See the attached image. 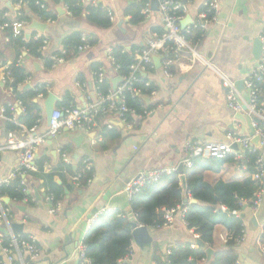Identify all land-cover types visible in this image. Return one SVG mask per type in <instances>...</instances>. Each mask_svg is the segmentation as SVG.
Masks as SVG:
<instances>
[{
    "label": "crops",
    "instance_id": "0c3cea01",
    "mask_svg": "<svg viewBox=\"0 0 264 264\" xmlns=\"http://www.w3.org/2000/svg\"><path fill=\"white\" fill-rule=\"evenodd\" d=\"M210 1L213 0L189 1L188 13L181 21L182 28L191 25V21H195L205 9V3ZM217 1L220 3V10L216 13L218 20L210 24L203 34V40L194 44L220 72L238 83L244 81L259 63L255 58V41L264 33V0ZM90 2L114 13L115 22H111L110 28L102 30L89 24L85 16H72L62 4L55 6L56 18L52 22L43 23L34 19L31 24L26 22L24 27V35L37 33L49 41L48 51L42 53V58L26 57L22 65L28 78L19 86L22 92L43 89L47 92L43 98L38 99L36 95L34 99L41 109L37 125L34 126L38 136H45L49 131L44 110V102L49 94L58 99L56 109L65 102H68L69 108L90 106L97 101V68L104 69L107 81L113 88L114 81L119 79L120 82L111 51L120 47L134 52L136 57L153 33L164 32L158 5L153 0L148 1L151 5L150 15L145 17L141 14L143 19L137 24H131L133 13L130 9L132 5L140 3L136 0H86L87 4ZM15 10L16 6L11 0H0V13L4 16L7 14L10 21H16ZM34 23L45 25V31L34 29ZM76 33L86 35L88 48L73 52L64 64L48 66L49 57L62 52L63 42ZM91 39L96 42L91 44ZM7 41L0 26L2 68L12 65L15 58V50ZM143 75L153 88L144 97L143 117H133L130 127L115 118L100 117L96 125L89 129H63L56 138L47 139L37 148L34 163L38 172L17 176L22 178L28 198L18 201L5 196L0 199V215H3L0 234L5 237H34L40 249V258L31 260L24 248L7 253L0 250V264L10 261L13 264H80L79 246L87 233L85 222L88 218L103 210L120 211L127 213L134 222L130 200L123 189L140 172L158 169L166 171L165 175L179 173V167L187 158L186 145L190 141L226 143L229 133H237L241 137L252 136L249 117L242 114L247 119L246 124L228 108L226 90L215 72L199 65L190 69L177 65L173 75L168 77L162 65L153 64ZM243 93L245 96V90ZM24 113L25 108L14 89L0 81V187L9 185L17 178H12V175L20 168V156L6 149L5 145L10 132L20 133L25 128L20 123ZM105 134L109 135L107 139ZM117 135L119 140L110 138ZM252 143L261 155L258 142L254 139ZM63 153L69 156V164L63 162ZM84 161L91 164L93 177L84 188H77L67 168L76 171ZM197 164L203 183L210 188L243 182L252 177L243 158L233 163L206 159ZM179 174L181 181L183 174ZM48 177H52L53 184L65 190L62 211L56 215L50 214L53 204L48 197ZM243 204L245 208L240 211V216L245 237L243 242H235L238 245V260L241 264H264V247L259 240L264 233V200L256 212L246 202ZM224 220L211 223L216 246L224 243L222 236L234 233ZM13 225H22L21 233L13 229ZM148 230L152 239L150 255L144 256L141 246L133 238V255L128 260L129 264H155V256L164 258L186 244L195 248L198 240L201 241L197 228L189 229L180 217H176L171 227Z\"/></svg>",
    "mask_w": 264,
    "mask_h": 264
},
{
    "label": "trees",
    "instance_id": "16d2710c",
    "mask_svg": "<svg viewBox=\"0 0 264 264\" xmlns=\"http://www.w3.org/2000/svg\"><path fill=\"white\" fill-rule=\"evenodd\" d=\"M20 1L23 5L19 12H15L16 21L32 23L34 19L41 22L53 21L56 18L55 6L62 4L66 7L67 11L74 17L85 16L89 24L106 30L112 26L106 10L98 4L92 2L86 3V0H11L13 6ZM149 0H140V3L131 6L133 13L131 24H137L142 21V9L146 6ZM87 4V5H86ZM3 13H0V26L4 24H12ZM7 38V44L15 50V58L12 65L9 66L8 71L3 72L0 65V78L2 75L9 73L7 86L14 89L18 98L21 100L25 108L24 115L20 118V123L26 129H32L37 125L41 109L38 104L34 102L36 95L39 92L47 93L43 90H28L19 91V86L28 78L23 65H18L20 57H30L32 59L42 58L40 47L42 42L36 40L37 33H32L30 36L14 35L12 26L4 30ZM203 32L196 31L188 36V40L192 43H198L203 40ZM82 35L80 33L73 34L63 42V50L68 59L70 55L78 51L82 44ZM96 41L91 39L90 43L94 44ZM61 53V52H60ZM59 53V54H60ZM26 54V56H24ZM115 67H118L117 74L119 77L128 76L130 73V66L134 63V52H128L120 47H115L112 52ZM47 65H51V61L47 60ZM98 71V68L97 70ZM141 83L137 86L142 89V97H135L130 93L126 94L127 105L131 110L137 114H143L145 108L144 97L151 93L153 87H145L148 81L143 73L138 74ZM12 79V81H11ZM122 82H119L121 85ZM113 89L109 81H105L100 86V93L106 95ZM68 102L62 103L58 106L59 109L69 108ZM10 113V112H8ZM128 121L133 122V117L128 115ZM17 128H14L16 130ZM110 135V133H109ZM105 134V138L108 136ZM111 139L119 140V135L110 136ZM260 156L258 151L246 153L243 155V161L248 165V172L250 176L256 172L255 162ZM233 163L234 158L228 156L225 160H217L221 163ZM196 160L192 169H185L183 176L187 182L188 192L186 196H190L192 200L198 201V204H189V210L185 214V222L188 224L189 229L197 228V232L201 233V241L203 246L196 245L191 248V244L180 246L178 249L173 250L169 255L164 258L155 256V264H206L207 249L213 250V255L208 264H236L239 259L237 252L238 245L235 241L229 240L227 243H220L221 246H216L213 239L212 224L221 219L227 221L231 230L234 231V237L242 234L244 226L241 218L230 216L228 212L237 210L243 211L245 205L253 194L257 191L258 185L249 177L243 182L221 184L219 187L210 188L203 183V176L200 174L198 162ZM66 167V166H65ZM68 172L72 175L73 183L77 188H84L89 181L92 180L93 170L87 171L85 165L82 163L76 171L73 168H67ZM38 172V168L37 171ZM33 174H36L33 172ZM79 177L75 181V177ZM48 184V197L52 200L53 206L61 204L65 196L63 187H57L53 184L52 177L46 179ZM25 186L22 185V178L17 177L9 185L0 187V199L7 196L12 200H24L28 196L25 193ZM185 203V196L181 187L180 174L164 175L161 180L156 184H151L143 188L136 196L130 200V210L133 212L138 224L143 227L153 228L161 224L163 221V211L165 209L176 208L183 206ZM221 207H225L228 212H222ZM230 217H229V216ZM210 223V224H209ZM133 222L127 213L120 211H110L101 215L96 221L95 225L87 231L83 238L84 258L80 259V264H85L89 261L90 264H129L126 260L130 247L133 243ZM260 243L264 247V233L260 237ZM29 242V236L19 237V248L23 249L22 244ZM11 241L5 238L2 242V247H10Z\"/></svg>",
    "mask_w": 264,
    "mask_h": 264
},
{
    "label": "built area",
    "instance_id": "2783aa9c",
    "mask_svg": "<svg viewBox=\"0 0 264 264\" xmlns=\"http://www.w3.org/2000/svg\"><path fill=\"white\" fill-rule=\"evenodd\" d=\"M140 2V0H136ZM154 1V0H153ZM158 5V11L161 16L164 32L162 34L153 33L148 38L145 47L135 57L134 63L130 66V73L128 76L120 77L121 85L117 88L111 89L106 95L100 93V86L107 81L106 73L103 68L98 69L95 74V92L97 94V101L86 108H62L56 109L52 115L49 131L45 136H38L35 134V127L32 129L23 128L20 133L10 132L7 136L5 148L11 151H15L20 156V168L17 173L12 175V178L17 176L33 173L37 170L34 159L37 148L43 145L47 139L56 138L63 130L75 131L78 129H89L96 125L97 120L100 117H111L117 119L126 127H130L131 123L128 121V115L132 117L142 118V114H137L134 110H131L127 105L126 94L130 93L135 97H142V89L137 85L141 83V79L138 74L140 72H146L149 68L153 67L154 58L161 59V65L166 76L171 77L173 75V69L177 65H182L187 69L201 66L203 69L211 70L215 72L222 81V85L226 90L227 105L228 108L236 113L243 114L249 117L250 127L252 128V136L241 137L237 133H229L226 137L227 142L219 143H204L201 141H190L186 145L187 158L183 161V166L187 169L194 167V161L196 160H225L228 156H232L235 160H240L246 153H252L256 150L253 148V139L259 138L260 148L264 150V33L260 36L262 43V54L257 67L251 71V73L244 80V93L237 88V82L229 78L226 74L220 72L214 65L213 61L206 58L199 50L197 45L188 40V36L192 35L196 31L205 32L210 24L216 22L218 17L216 13L220 10V3L217 0H213L205 3V9L201 11L195 21L191 25L183 29L181 21L188 13V2H196L198 0H155ZM187 1V2H186ZM23 2L16 3L15 12H19ZM110 22H115L114 13L111 10L106 11ZM151 13V5L148 2L142 9L141 14L148 17ZM8 15L6 14L5 17ZM52 22V21H48ZM26 22L14 21L11 25L4 24L1 29H6L12 26L14 35L22 36ZM36 40L42 42L40 51L41 53L47 52L49 48V41L47 38L40 34L35 36ZM82 44L78 48L80 51H85L88 48V39L86 35H82ZM112 53V51H111ZM51 66L56 67L60 64H64L67 60L66 54L62 51L60 54H52L49 57ZM24 57L18 59V65L24 63ZM9 67L2 68V71H8ZM118 70V67H115ZM9 73L6 76L2 75L0 81L6 84L8 81ZM12 81V79H11ZM145 87H151L150 82L145 83ZM38 91V90H37ZM44 97L42 92L37 94V98ZM147 115V113H144ZM109 128H111L109 126ZM235 147H238L236 149ZM2 148H0L1 151ZM257 158L255 162L256 172L252 175L253 181L257 183L258 189L253 194V197L246 202L251 209L256 212L260 209L264 200V151ZM63 162L69 164V156L63 153ZM87 171L92 170L91 164L88 161H84ZM167 174L163 170H146L140 172L135 178L131 179L125 184L123 193L131 200L136 196L143 188L148 185L158 183L161 178ZM75 181L79 180V177L74 178ZM90 182V181H89ZM22 185L25 186L24 182ZM25 191V190H24ZM26 192V191H25ZM192 198L188 195V201L183 206L176 208L165 209L163 211V221L157 225L156 228L171 227L176 217H180L185 220V214L188 212V205L191 203ZM222 212H228L225 207L220 208ZM62 211V205L56 204L50 209V214L56 215ZM106 210L101 211L95 216L88 218L85 222L87 231L91 229L98 218L105 214ZM229 215L241 218L240 211L234 210L228 212ZM3 215H0V219ZM244 226V224H243ZM143 227L138 224L137 228ZM243 232L238 237L222 236L221 240L227 243L229 240H233L236 243L244 241ZM5 238L11 241L10 247L13 249H19V237L14 235H7L6 237L0 234V246L4 253L10 251L9 248L2 247V242ZM83 243V241H82ZM81 243L79 246L80 259L84 258V246ZM23 248L28 252L31 260H39L40 249L36 243L34 237H29L28 243L22 244ZM194 247V246H193ZM262 247V246H261ZM264 249V248H263ZM133 255V248L130 247L126 260L128 261ZM1 264H7L1 262ZM8 264H13L9 262ZM85 264H90L89 261H85ZM236 264H241L238 260Z\"/></svg>",
    "mask_w": 264,
    "mask_h": 264
},
{
    "label": "water",
    "instance_id": "95a60500",
    "mask_svg": "<svg viewBox=\"0 0 264 264\" xmlns=\"http://www.w3.org/2000/svg\"><path fill=\"white\" fill-rule=\"evenodd\" d=\"M155 3H157L155 0H154ZM193 22V21H191ZM34 29H37L38 31H41V32H44L45 29H46V26L45 25H40L38 23H34L33 25ZM261 54H262V43L260 41V39L256 40L255 41V58L257 60H260L261 58ZM154 64L155 65H158L159 67L161 66V61H160V58H154ZM119 83V79H117L116 81H114V89L117 88V84ZM237 84V88L239 91L243 92L244 91V81H240ZM57 97L53 94H49L48 97L46 98L45 102H44V110H45V113H46V117H47V123L48 125L50 126V123H51V118H52V115L54 113V111L56 110L55 108V104L57 102ZM238 118L245 122L247 124V119L245 117H243L241 114H238ZM124 125V124H123ZM78 140V139H77ZM254 140V139H253ZM255 140L258 142V145L260 147V140L259 138H255ZM236 149H238V147H235ZM260 151L263 152L264 150L260 148ZM179 173H184V168H183V165H181L178 169ZM181 185H182V189H183V193H184V196H185V202H187V192H188V188H187V182H186V179L184 176L181 177ZM3 201L5 202H8L7 199H3ZM191 204H198V201L196 200H192L191 201ZM131 215H132V218L134 219V222H133V233H132V236L134 238V240L137 242L138 245L141 246L142 248V251H143V254L144 256H148L150 255V252H151V245H152V239L149 235V230L147 227H141V228H137V225H138V222L137 220L133 217L134 214L133 212L131 211ZM13 229H15L17 232H20L21 233V230H22V225H13ZM198 246H203V242L202 241H199L198 240ZM206 254H207V261H206V264H208L212 258V255H213V250L212 249H207L206 251ZM193 264H196L195 262H193Z\"/></svg>",
    "mask_w": 264,
    "mask_h": 264
}]
</instances>
